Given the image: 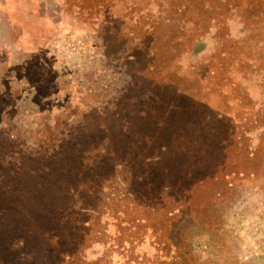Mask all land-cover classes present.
Returning <instances> with one entry per match:
<instances>
[{"label":"rangeland","instance_id":"obj_1","mask_svg":"<svg viewBox=\"0 0 264 264\" xmlns=\"http://www.w3.org/2000/svg\"><path fill=\"white\" fill-rule=\"evenodd\" d=\"M0 230L1 264H264V0H0Z\"/></svg>","mask_w":264,"mask_h":264},{"label":"trees","instance_id":"obj_2","mask_svg":"<svg viewBox=\"0 0 264 264\" xmlns=\"http://www.w3.org/2000/svg\"><path fill=\"white\" fill-rule=\"evenodd\" d=\"M88 168H90V167H88ZM90 170H91V168H90ZM7 228H8V227H7ZM7 228H3V229H1V230H2V232H3V230H6ZM1 230H0V232H1ZM38 239H40V238H38ZM34 242H35V240H34ZM42 251H43V250H42ZM34 252H35V251H34ZM34 252H33V254L37 253L38 255H41V253H39V252H35V253H34ZM45 256H46V255H45ZM45 256H43V259H42L41 261H39L38 263H35V264H41V263H42V261L46 259V257H45ZM59 258H60V257H59ZM27 260H28V259H27ZM22 261H23V260L21 259L19 262H21V263H22ZM47 263H48V262H47ZM0 264H1V263H0Z\"/></svg>","mask_w":264,"mask_h":264}]
</instances>
